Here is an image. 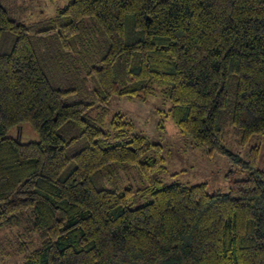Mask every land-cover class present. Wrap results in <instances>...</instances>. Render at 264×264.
Masks as SVG:
<instances>
[{
  "label": "trees",
  "instance_id": "trees-1",
  "mask_svg": "<svg viewBox=\"0 0 264 264\" xmlns=\"http://www.w3.org/2000/svg\"><path fill=\"white\" fill-rule=\"evenodd\" d=\"M60 15L59 29L40 32L58 29L67 51L88 17L107 38L88 72L101 102L144 101L160 86L182 134L249 174L212 194L206 183L156 179L152 200L138 207L129 205L132 188H98L94 175L112 162L139 166L151 182L165 170L163 145L132 134L104 147L109 132L84 117L90 104L66 102L73 89L53 84L29 28L0 0V42L5 31L15 37L0 52V229L18 228L22 240L11 244L25 253L23 264H264L260 146L248 160L228 150L222 120L232 105L244 142L264 135V0H70ZM70 123L82 131L67 139L61 130ZM23 124L38 140L11 135ZM113 124L118 134L135 127L120 113ZM79 139L84 147L68 155Z\"/></svg>",
  "mask_w": 264,
  "mask_h": 264
},
{
  "label": "rangeland",
  "instance_id": "rangeland-1",
  "mask_svg": "<svg viewBox=\"0 0 264 264\" xmlns=\"http://www.w3.org/2000/svg\"><path fill=\"white\" fill-rule=\"evenodd\" d=\"M69 1L1 0V3L8 9L12 18L23 22L29 28L36 50L53 84L61 89H73L66 94V102L82 101L90 104L84 117L109 132L107 140L102 143L104 147L128 141L132 134H144L152 143L163 145L162 155L166 159L165 170L153 173L151 182L146 179L139 166L127 162H112L94 175L93 182L98 188L120 192L132 188L134 194L129 200V205L138 207L152 200V192L158 187L156 179L161 180L164 185L180 183L193 186L206 183L208 193L212 194L217 191L228 192L232 179H242L249 174L240 170L237 163L230 162L226 155L209 154L206 147L193 144L190 136L182 134L170 113L172 102L160 86H156L154 92L144 101L113 95L107 104L101 102L96 95V82L88 72L107 51L108 41L94 18L88 17L82 24V35L74 42L73 50L67 51L61 47L57 34L58 26L66 20L61 18L60 12ZM53 26L58 28L56 32H40ZM130 29L131 19L128 20V32ZM14 39L11 32L5 31L0 42V52H10ZM231 96L232 103L233 92ZM118 113L134 123L132 132L118 134L114 129L113 121ZM222 120L224 144L227 149L248 160L251 148L259 145L257 166L264 170V135L244 142L242 131L232 124V105L225 110ZM22 127L20 135L18 128L12 131L11 135L18 136L22 142L38 140V135L28 124H23ZM81 131L80 125L72 123L61 130L67 139L80 135ZM86 142L85 139H79L69 146L68 155L71 156L82 149ZM153 151L152 147L149 154H153ZM72 166L73 164L62 173L63 178ZM230 173L231 176H228ZM15 229L18 228L0 229V264L25 262V253L18 251L11 244L14 240H22L15 237Z\"/></svg>",
  "mask_w": 264,
  "mask_h": 264
}]
</instances>
